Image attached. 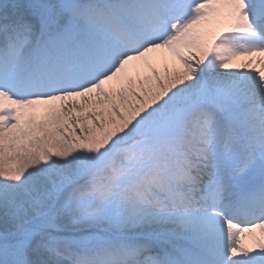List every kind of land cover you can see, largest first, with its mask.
Here are the masks:
<instances>
[{
	"label": "snow or ice",
	"instance_id": "1",
	"mask_svg": "<svg viewBox=\"0 0 264 264\" xmlns=\"http://www.w3.org/2000/svg\"><path fill=\"white\" fill-rule=\"evenodd\" d=\"M0 264H264V0H0Z\"/></svg>",
	"mask_w": 264,
	"mask_h": 264
},
{
	"label": "bare ground",
	"instance_id": "2",
	"mask_svg": "<svg viewBox=\"0 0 264 264\" xmlns=\"http://www.w3.org/2000/svg\"><path fill=\"white\" fill-rule=\"evenodd\" d=\"M258 234H259V230H257V232L254 235H258ZM250 237L251 236H249V235L245 236V242L246 243H249V244L253 243V240L251 241L252 238H250Z\"/></svg>",
	"mask_w": 264,
	"mask_h": 264
},
{
	"label": "rangeland",
	"instance_id": "3",
	"mask_svg": "<svg viewBox=\"0 0 264 264\" xmlns=\"http://www.w3.org/2000/svg\"><path fill=\"white\" fill-rule=\"evenodd\" d=\"M250 238H252V239H251V241H252V240H253V237L251 236Z\"/></svg>",
	"mask_w": 264,
	"mask_h": 264
}]
</instances>
